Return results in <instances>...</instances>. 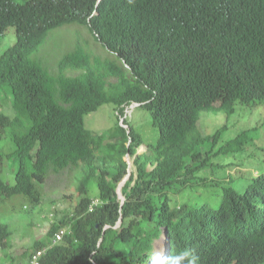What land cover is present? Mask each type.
I'll list each match as a JSON object with an SVG mask.
<instances>
[{"label":"trees","instance_id":"trees-1","mask_svg":"<svg viewBox=\"0 0 264 264\" xmlns=\"http://www.w3.org/2000/svg\"><path fill=\"white\" fill-rule=\"evenodd\" d=\"M70 23L94 32L117 60L98 72L76 49L51 72L31 58L51 29ZM12 26L0 93L16 115L0 111V140L13 130L18 167L14 183L4 181L0 153V202L20 195L38 205L50 174L79 170L68 212L21 261L46 247L38 264H151L164 237L165 264L185 252L199 264H264V174L241 175L239 191L240 176L211 159L239 149L246 131L214 151L225 127L203 138L197 126L203 110L264 104V0H0V39ZM132 102L149 111L158 136L127 176L126 155L143 143L126 121ZM105 103L115 106L118 132L94 136L83 116ZM10 240L1 223L7 259Z\"/></svg>","mask_w":264,"mask_h":264},{"label":"rangeland","instance_id":"rangeland-1","mask_svg":"<svg viewBox=\"0 0 264 264\" xmlns=\"http://www.w3.org/2000/svg\"><path fill=\"white\" fill-rule=\"evenodd\" d=\"M14 41L15 32L12 26L0 39V54ZM74 48L86 55L87 59L94 64V70L98 72L103 70L105 63L117 60L93 37L86 26L75 23L51 29L43 43L30 56L51 72H56L57 64L63 55ZM75 59L82 60V55L77 54ZM66 74L75 75L77 72L68 70ZM108 79L115 80L113 77ZM3 95L0 93V111L10 117L15 116L16 111L13 108L11 96ZM199 115L197 126L203 138L211 137L217 129L225 127L216 136L214 151L221 148L228 140L246 131L245 136L239 139L242 142L239 149L237 147L226 150L225 153H215L211 157L213 161H221L225 164L224 168L219 169L225 176L228 172L232 177L240 176L238 179H233L237 190L244 189L247 178L250 176L264 174V104L256 106L235 104L234 110L229 113L223 109H214L203 110ZM126 121L139 134L143 142L137 147L134 155H126L127 175H129L135 174L136 171L133 164L135 156L144 153L148 144H155L158 133L151 125L149 111L143 106L137 105L130 108L126 114ZM83 123L94 136L103 134L106 137L118 132L114 104L100 105L83 116ZM12 133L13 130L9 128L7 135L0 140V153L5 156L1 177L10 184L14 183V175L18 167L17 156L13 153L15 147L11 139ZM147 167L150 166L147 165ZM78 171L70 168L57 174H50L44 183L42 201L38 205H30L28 200L20 195L13 196L3 203L0 202V224L5 223L11 231V247L8 254L13 258L14 264L21 262L23 255L30 250L33 243L46 234L52 221L61 217L64 212H68L72 203L71 199L73 200L72 195L75 194V178L79 174ZM241 175L248 177L243 179ZM90 189L92 193H97L95 182L90 183ZM118 191L121 192L120 186ZM23 205L28 206L27 209H23ZM158 243H160L159 239L155 243V249ZM8 259L0 252V264H11Z\"/></svg>","mask_w":264,"mask_h":264},{"label":"clouds","instance_id":"clouds-1","mask_svg":"<svg viewBox=\"0 0 264 264\" xmlns=\"http://www.w3.org/2000/svg\"><path fill=\"white\" fill-rule=\"evenodd\" d=\"M129 2H131V0H129ZM77 24V23H75ZM80 25V24H78ZM85 26V25H83ZM48 34V33H47ZM94 34V32L92 33V35ZM47 36V35H46ZM95 36V34H94ZM93 36V37H94ZM46 38V37H45ZM97 40V39H96ZM99 43L100 41L97 40ZM101 44V43H100ZM102 45V44H101ZM106 48V47H105ZM107 49V48H106ZM74 50H76V48H74L73 50H71V52H73ZM108 50V49H107ZM109 51V50H108ZM57 71V70H56ZM68 71V70H67ZM68 75V74H66ZM137 106L135 102H132L129 105V108L135 107ZM136 153V152H135ZM128 176V175H127ZM127 176L125 177V179L127 178ZM125 179L123 180V182L119 185L120 187H122V184L124 183ZM119 192V191H118ZM121 199H123V196L121 194V192H119ZM159 242L158 243V247H156V256H160V258L158 259H153L151 261V264H165V258L164 255L165 254V238L164 237H159ZM161 244V247H160ZM162 254V255H161ZM187 259V264H199V257L194 253V252H185L182 253L181 255L175 256V257H171L170 258V264H181V261ZM23 262V261H21ZM21 262H18L16 264H19Z\"/></svg>","mask_w":264,"mask_h":264},{"label":"built area","instance_id":"built-area-1","mask_svg":"<svg viewBox=\"0 0 264 264\" xmlns=\"http://www.w3.org/2000/svg\"><path fill=\"white\" fill-rule=\"evenodd\" d=\"M97 201L94 200V203H96ZM63 233H64V228L60 229L57 232H55L54 238L52 239V241L55 242V241L60 240L62 238ZM45 250H46V247H43L41 249L36 250L35 252H33L29 256V258L27 260H25L24 262H21L19 264H38L39 263V258L45 252Z\"/></svg>","mask_w":264,"mask_h":264},{"label":"bare ground","instance_id":"bare-ground-1","mask_svg":"<svg viewBox=\"0 0 264 264\" xmlns=\"http://www.w3.org/2000/svg\"><path fill=\"white\" fill-rule=\"evenodd\" d=\"M160 247H161V244H160Z\"/></svg>","mask_w":264,"mask_h":264}]
</instances>
